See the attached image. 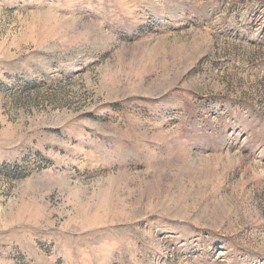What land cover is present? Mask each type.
<instances>
[{"label": "rangeland", "instance_id": "374dc122", "mask_svg": "<svg viewBox=\"0 0 264 264\" xmlns=\"http://www.w3.org/2000/svg\"><path fill=\"white\" fill-rule=\"evenodd\" d=\"M0 264H264V0H0Z\"/></svg>", "mask_w": 264, "mask_h": 264}]
</instances>
